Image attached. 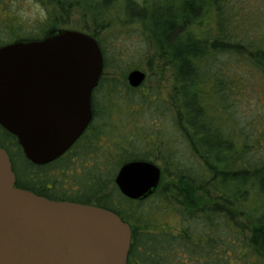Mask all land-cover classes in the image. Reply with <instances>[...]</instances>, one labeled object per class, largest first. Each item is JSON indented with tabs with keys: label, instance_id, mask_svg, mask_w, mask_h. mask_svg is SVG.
Listing matches in <instances>:
<instances>
[{
	"label": "trees",
	"instance_id": "16d2710c",
	"mask_svg": "<svg viewBox=\"0 0 264 264\" xmlns=\"http://www.w3.org/2000/svg\"><path fill=\"white\" fill-rule=\"evenodd\" d=\"M34 1L49 8L52 23L37 37L21 36L7 7V19L0 17V47L40 40L76 15L93 37L113 20L137 25L155 49L149 68L168 73L170 86L166 100L148 93L132 98L142 85L114 83L102 73L87 129L63 156L43 166L28 161L0 126L14 186L117 214L131 229L126 264H264V131L263 139L254 140L255 125L240 118L235 98L246 66L264 75V40H239L227 32L216 0ZM6 3L0 0V8ZM210 16L214 25L205 29ZM6 31L8 40L2 37ZM96 41L105 71L110 66ZM153 110L158 118L168 116L173 136L139 125L140 111ZM131 161L162 163L159 184L144 200L123 197L114 184L120 166Z\"/></svg>",
	"mask_w": 264,
	"mask_h": 264
},
{
	"label": "water",
	"instance_id": "95a60500",
	"mask_svg": "<svg viewBox=\"0 0 264 264\" xmlns=\"http://www.w3.org/2000/svg\"><path fill=\"white\" fill-rule=\"evenodd\" d=\"M103 73L96 39L66 29L40 40L0 47V126L25 158L43 166L63 156L92 119L91 96ZM145 80L127 75L131 88ZM158 166L131 161L114 184L133 201L151 196ZM7 152L0 148V264H126L131 229L117 214L95 205L52 201L14 186Z\"/></svg>",
	"mask_w": 264,
	"mask_h": 264
},
{
	"label": "rangeland",
	"instance_id": "374dc122",
	"mask_svg": "<svg viewBox=\"0 0 264 264\" xmlns=\"http://www.w3.org/2000/svg\"><path fill=\"white\" fill-rule=\"evenodd\" d=\"M210 1L213 2L215 0ZM216 1L221 6L227 32L236 35L239 40L250 42L264 40V0ZM7 7L10 8L8 14L13 18L11 24L16 26L13 29L17 30L21 36L37 37L41 35L42 30L52 23L49 18V8L43 7L34 0H7V3L0 8V17L3 21L7 19L5 14ZM111 13L115 18V9ZM118 15L123 21L125 17L120 13ZM87 24L91 23L87 22ZM84 25L80 15H76L68 18L67 22H57L56 29L86 33L82 30ZM213 25L212 16L203 23L205 29H211ZM17 31L16 33L18 34ZM7 33L6 31L2 34L5 40L10 38H6ZM94 38L103 47L110 66L109 69L103 71V76L111 78L114 83L116 81L119 84H127V75L130 71L140 70L145 74V80L139 91L131 93L132 96H129L130 94L123 90L126 96L137 98L141 94L148 93L152 98L160 97L166 100L170 86L168 73L157 72L158 68L156 67L153 69L154 71L149 68V61L155 49L141 27L127 25L119 21L115 23V20H113L108 29L99 31L97 37ZM223 60L227 61L226 59ZM244 71L246 72H239L240 76L244 77L245 82L240 85L236 92L235 98L238 101L236 103L237 112L242 120L249 119L252 125H255L252 127L255 132L254 140H258L257 138L263 139L261 135L264 131V75L249 66H246ZM140 113H142L138 120L140 126L146 125L148 130L156 127L162 134L166 133V136L172 134L173 136V128H171L173 126L168 116L158 118L157 112L154 110L152 113L148 111H140ZM177 137L181 139L180 135L175 134V138ZM179 141L180 144L181 140ZM262 144L257 145L261 146ZM262 147L264 146L262 145ZM153 163L162 171V163L160 161H154ZM173 226L176 231L178 229V219L174 220Z\"/></svg>",
	"mask_w": 264,
	"mask_h": 264
}]
</instances>
